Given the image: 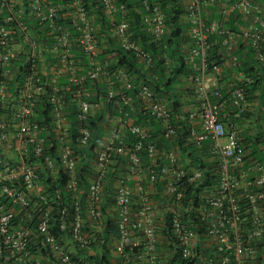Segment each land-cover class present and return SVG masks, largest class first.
<instances>
[{
  "label": "built area",
  "instance_id": "2783aa9c",
  "mask_svg": "<svg viewBox=\"0 0 264 264\" xmlns=\"http://www.w3.org/2000/svg\"><path fill=\"white\" fill-rule=\"evenodd\" d=\"M152 2L141 0L142 24L152 40L159 42L165 31L164 14ZM214 2L190 0V44L185 46V63L193 72L192 98L199 104L187 116L188 140L200 148L204 161L211 163V173L218 177L213 186L201 187V169L189 159L183 161L174 148L159 153L155 142H145L150 129L130 118H109L110 128L93 143L87 124L99 112L100 103L89 98L86 82L95 86L114 76L119 91L110 89L107 100L115 104L119 96L133 108L132 96L126 94L130 75L124 69L110 72L107 64L97 60L93 20L97 13L141 66L153 65L152 56L129 40L124 2L0 0V264H93L80 252L89 248L105 224V178L117 158L126 163L114 181L112 205L106 210L116 222V238L109 244L114 260L161 264V223L157 220L172 214L171 231L183 258H197V264H264V166L246 165V150L220 119L227 104L237 115L246 112L247 94L241 79L227 89V98L216 87L207 86V81L216 86L223 80L222 67L208 69V51L214 46L209 35L225 38L218 55L224 56L228 67L237 64L232 52L240 38L252 46L264 71V17L260 5L238 0L237 5L223 4L217 11L219 19L208 18L207 23L202 9ZM235 10L247 21L239 36L223 27ZM13 23L15 32L7 27ZM20 58L24 68H14ZM164 62L170 64L165 56ZM72 88L75 130L61 101ZM133 96L140 110L161 124L162 137L174 138L176 128L167 102L157 99L147 86H140ZM46 99L51 106L49 117L39 121ZM128 135L135 138L130 149L124 144ZM85 164H90L93 175L82 190L78 167ZM157 183L162 184L161 204L153 198ZM195 189L198 194L186 200L183 193ZM134 249L138 252L133 253Z\"/></svg>",
  "mask_w": 264,
  "mask_h": 264
},
{
  "label": "trees",
  "instance_id": "16d2710c",
  "mask_svg": "<svg viewBox=\"0 0 264 264\" xmlns=\"http://www.w3.org/2000/svg\"><path fill=\"white\" fill-rule=\"evenodd\" d=\"M222 2L220 5L213 7L211 9V14L213 18L218 17L217 10L224 5L233 6L237 5L238 0H217ZM124 2L127 5L128 17L130 21V32L132 38L142 50L148 52L153 59V66L148 70H144L140 65L135 61L133 55L130 52H126L122 42L114 37L113 33L106 29L105 22L101 21L99 18L96 21V26L98 27L95 32V39L97 41V47L104 54H110L111 61L108 62V69L111 72L112 70H118L123 68L130 75L131 87L132 89L126 94L132 96V109L125 105L120 97H117L115 104H110L104 101L101 111L95 115L93 119L87 124L89 130L92 133L93 143L101 138L103 134L102 123L104 122V114L108 111H112L113 107L115 108L114 114H117L123 119L130 118L134 121L135 124L151 128V134L145 140V142H154L156 147L160 148H170L177 147L180 150L181 158L183 161L190 160L191 165L201 169L203 171V178L200 180L199 184L202 186L209 184L210 186L217 183V175L211 173L212 166L211 163L204 161V156L197 150L188 140V122L187 114L182 112V102H181V91L184 90L183 80L190 81L193 75V72L188 71L186 62V51L182 48V45L187 42V29L188 24L184 19L185 8L182 0H156L160 5L161 11L164 13V24L165 31L159 42H154L152 36L149 33H146L143 30V25L141 23L142 13L139 15L138 10L139 0H118V3ZM253 4H260L262 8L261 16L264 15V0H251ZM219 19V17L217 18ZM224 30L229 31L234 36H239V29L244 25L242 18L239 16V13L235 10L227 22H224ZM222 39L219 35H209V40L214 42L208 51L207 62L208 69H211L214 65H221V58L218 55L219 51L222 50ZM237 41V48L233 51V55L237 58V64L235 68L226 70L227 79L230 77H237L240 74L243 76V87L247 93L248 101H252L261 97L263 102L264 97V71L260 65L255 61L253 52L250 50L248 45L244 44L240 38ZM224 50V49H223ZM164 56L170 60L169 65H165ZM224 56L222 55V58ZM14 68H24V60L19 59L14 62ZM20 78L18 74L14 78V82L11 84L10 89L13 88V84L17 83V80ZM246 79H249L247 82ZM63 82V81H61ZM115 82V84H114ZM146 85L157 98L166 99L170 108V118L171 123L175 124L178 127V135L175 140H165L160 137V130L157 126V121H155L149 114L140 110L139 101L136 99L134 93L140 87ZM88 91L94 90L91 86V83L87 82ZM113 89L119 91L118 81L112 77L111 80L99 82L96 86L98 97H104L107 94L108 90ZM183 89V90H182ZM223 97L227 98V89L226 87L222 90ZM226 92V93H225ZM260 94V96H258ZM66 101L71 99V94L68 93L65 95ZM259 99V100H261ZM97 101L98 99L95 98ZM44 105H47L45 108ZM39 110L38 120L48 119L49 110L51 106L48 104L47 99ZM113 106V107H112ZM262 106V104H261ZM43 109H45L44 112ZM121 110V113L117 112ZM75 111L76 106L74 102H69L66 108V115L68 121L72 123V130H75ZM242 116H247V113ZM152 127L154 131L152 132ZM135 138L132 135L124 140V144L130 149ZM256 143V142H255ZM240 144L247 151L246 165L259 163L264 166L263 160L260 157L259 146L257 144H252V142H247V140H241ZM91 157L92 154L88 153ZM142 161L144 164H147L148 160L141 151ZM251 158V159H250ZM250 159V160H249ZM118 164L114 167L115 172H109L107 175V183L105 187V195L102 204V211L105 214V224L103 229L96 233L94 239L92 240L91 245L88 249H85L80 252V255L84 257L89 263L93 264H115L111 262V257L109 258V244L113 243L116 238V222L114 217H110L107 213V208L112 205V194L114 191V181L116 179V173L125 159L117 158ZM166 164L165 162H161ZM79 171V180L82 190H85L87 187L89 179L93 174L90 170V164H85L82 169L78 167ZM162 189V184H156V190L154 193V200L161 204L160 202V192ZM186 200L191 196H196L198 190L195 189L193 193L191 191L183 193ZM67 196V195H64ZM163 202V201H162ZM164 202L165 199H164ZM197 205V203H196ZM70 211V210H69ZM194 214L191 213L190 217ZM172 214H164L159 220L161 223V228L158 233L161 238L158 252L160 254L161 264H197V258L194 259H185L179 254V247L177 246L176 236L173 235L171 231L170 217ZM193 217L194 222L198 224L199 232H203V225L200 224L199 220ZM138 250L133 251L137 253ZM116 264H121L119 261Z\"/></svg>",
  "mask_w": 264,
  "mask_h": 264
},
{
  "label": "clouds",
  "instance_id": "9594fccd",
  "mask_svg": "<svg viewBox=\"0 0 264 264\" xmlns=\"http://www.w3.org/2000/svg\"><path fill=\"white\" fill-rule=\"evenodd\" d=\"M154 1V3L155 4H157V5H159L157 2H156V0H153ZM182 2H183V5H184V8H185V15H184V19H185V21L187 22V24H188V28H189V21H188V7H189V4H190V0H182ZM199 2H203V0H199ZM139 7H140V10H138V14L140 15L141 13H142V16H141V18H143V16H144V11H143V9H142V7H141V5H140V3H141V0H139ZM153 2H152V4H154ZM222 2H218L217 0H215V2H214V4H211L210 6H208V7H206V9L205 10H203L202 9V18H203V20H206V22L208 23V18L210 19V21H212V20H218L217 18L218 17H216V18H213V15L211 14V9L213 8V7H215V5H216V7L218 6V5H220ZM126 5V4H125ZM258 5H260V4H258ZM261 6V5H260ZM86 7L89 9V11H91L92 12V9H93V7L92 6H89L87 3H86ZM159 7H160V5H159ZM126 8H127V5H126ZM128 10V9H127ZM160 10H161V7H160ZM218 11V10H217ZM163 13V12H162ZM98 15H96L97 17H95L93 20H94V26L96 27L95 29H97L98 27L96 26V21H97V19L99 18L101 21H103V22H105V26H106V29L107 30H109V28H108V22H106V21H104L103 19H101V17L99 16V13H97ZM164 14V13H163ZM93 15V14H92ZM217 15V14H216ZM240 16V15H239ZM128 17V16H127ZM241 17V16H240ZM262 17H264V15L262 16ZM242 18V17H241ZM165 19V18H164ZM242 20H243V22H244V25L243 26H247V21L246 20H244L243 18H242ZM128 23H129V29H128V35H129V40H132V41H134L133 40V38H132V35H131V32H130V21H129V17H128ZM141 23H142V19H141ZM143 25V24H142ZM164 26H165V24H164ZM243 26H241L240 28H242ZM8 27V30H12V31H14L15 32V23H13V24H10V25H8L7 26ZM223 27H224V25H223ZM35 28L36 29H38V26L37 25H35ZM143 30L146 32V33H148L145 29H144V26H143ZM110 31V30H109ZM239 32H240V29H239ZM230 33V32H229ZM39 35H40V33H39ZM39 35H38V33H37V36H38V38H39ZM151 35V34H150ZM213 35H216V34H213ZM220 37H222L221 35H219ZM115 37V36H114ZM118 39V38H117ZM119 40V39H118ZM239 40V39H238ZM237 40V41H238ZM241 40V39H240ZM222 41H223V39H222ZM242 41V40H241ZM135 43H136V41H134ZM243 42V41H242ZM244 44H246V45H248V47L250 48V50L253 52V55H254V59H255V61L258 63V60L255 58V53H254V49L252 48V46H250V44H247L246 42H243ZM137 44V43H136ZM187 44H190V39H189V36H188V29H187V42H185L183 45H182V48L186 51V54H187V48L185 47ZM140 46V45H139ZM222 46V45H221ZM236 48H237V43H236ZM261 49H262V51L264 52V43L261 45ZM221 51H223V48H222V50ZM234 51V50H233ZM126 52H130V51H127L126 50ZM131 53V52H130ZM132 54V53H131ZM222 54H223V52H222ZM232 54H233V52H232ZM133 55V54H132ZM111 56H110V54H104L101 50H99V53H98V55H97V60H98V62L101 64V65H104V64H107V68H108V62L109 61H111V58H110ZM134 57V56H133ZM220 58H221V65H219L220 67H222V82L219 84V85H216V86H213L212 88H209L210 90H212L213 88H217L220 92H221V94L223 95V92H222V90L226 87V89H228V88H230V86L231 85H233L234 83H238V80L239 79H241V81H240V85L241 86H243V83H244V80H243V76L240 74L239 76H237V77H230L229 79H227V76H226V70H229V69H233V68H230V67H228L226 64H225V58L223 57L222 58V56L220 55ZM135 59V58H134ZM135 61H137L136 59H135ZM137 63L140 65V63L137 61ZM186 64V63H185ZM259 64V63H258ZM153 66V65H152ZM152 66L151 67H149V68H144L143 66H141L140 65V67L141 68H143L144 70H148V69H150V68H152ZM261 67V66H260ZM235 68V67H234ZM120 69H123V68H120ZM188 69V68H187ZM125 70V69H124ZM112 71H114V70H112ZM208 73V72H207ZM110 78H108V79H106L105 81H108V80H111L112 79V77H114V76H109ZM115 78V77H114ZM116 79V78H115ZM104 81V80H103ZM103 81H99V82H103ZM99 82H97L96 84H95V86L93 85L92 86V84H91V86L90 87H93L94 88V90H92V91H89L90 92V94H91V97H89V98H92V100H94V101H96L95 100V98L96 99H98L97 101H99V103H100V110L99 111H101L102 110V108L104 107V105H103V103H104V101H106L107 103H110V104H112V102H110V101H108L107 100V98H106V95H104V97L102 96H100V97H98V94H97V90H96V86H97V84L99 83ZM184 86H183V88H184V90L183 91H181V97H186V95H185V93H188L189 95H191L192 96V93H193V91H192V85H193V82H192V79L190 80V81H188V80H185L184 82ZM114 84H115V82H114ZM85 85L87 86V82L85 83ZM213 85V84H212ZM143 86H146V85H143ZM88 87V86H87ZM148 87V86H147ZM149 88V87H148ZM13 89V88H12ZM132 89V87H131V80H130V90ZM150 89V88H149ZM113 90V89H112ZM130 90H128V91H130ZM151 91H152V89H150ZM109 91V90H108ZM113 91H116V90H113ZM117 92V91H116ZM68 93H70L71 94V99H69V100H67L66 101V99H65V95L66 94H68ZM72 93H73V88H72V90L71 91H69V92H67V93H65L64 94V96H63V98L61 99V101H62V103L66 106V108H67V105H68V103L69 102H73L72 100ZM124 93H125V90H124ZM153 93V92H152ZM226 93V92H225ZM247 94V93H246ZM263 94H264V92H263ZM155 97H156V95H154ZM117 97H119V96H117ZM116 97V98H117ZM115 98V99H116ZM157 98V97H156ZM114 99V100H115ZM157 99H159V100H162V101H166V102H168L166 99H160V98H157ZM261 99V98H260ZM213 103H216V102H218V101H216L215 102V99H213V98H211L210 99ZM247 101H248V99H247ZM181 102H182V98H181ZM194 103H195V107H198L199 106V104L196 102V101H194ZM168 104V103H167ZM263 104H264V97H263V102H262V106H263ZM182 105H183V102H182ZM262 106H261V112H262V116H263V122H264V113H263V110H262ZM113 107V106H112ZM229 108V110H233V114L235 115V117H237V118H239V117H241L243 114H245V113H247V111L246 112H243L242 114H239V115H237V110H235L234 108H232L229 104H227L221 111H220V119H221V121L225 124V121H223V115H224V111H225V109L226 108ZM248 107H249V101H248ZM168 108H169V105H168ZM170 109V108H169ZM195 108H193L192 110H194ZM66 110V109H65ZM114 110H115V108L113 107V109H112V111L110 112V111H108L107 113H105L104 114V122L102 123L103 125H102V129H103V132H105V130H108L109 128H110V124L112 123V118H115L116 116L117 117H119L117 114H114ZM248 110V109H247ZM119 111H121V110H118L117 109V112L119 113ZM182 112H184V113H186L187 114V116H188V113L191 111V109H188L187 108V105H183V107H182V110H181ZM96 114H98V113H96ZM95 114V115H96ZM148 114V113H147ZM66 117H67V115H66ZM95 117V116H94ZM109 118H111L110 120H109ZM152 118V117H151ZM154 119V118H153ZM155 120V119H154ZM156 121V120H155ZM173 124V123H172ZM136 125H138V124H136ZM174 125V127L176 128V130H175V135H174V138H172V139H165L164 137H162V128H161V124L157 121V126H159V132H160V137H162L163 139H165V140H175L176 138H177V135H178V127L175 125V124H173ZM141 126V125H140ZM225 126H226V124H225ZM227 127V126H226ZM145 128H149V127H145ZM150 129V131H149V135L151 134V128H149ZM228 129V131H230V132H235L236 133V135H237V137H238V134H237V132L235 131V130H231V129H229V128H227ZM154 131V128L152 127V132ZM104 135V133L101 135V136H103ZM238 139H239V141H240V138L238 137ZM154 142H156V141H154ZM94 145V144H93ZM193 145V144H192ZM197 150H199L200 151V148H198V147H196L195 145H193ZM157 148V147H156ZM176 149V151H177V153L181 156V154H180V150L177 148V147H170V148H160V150L157 148V151L159 152V153H163V152H165L166 150H170V149ZM205 148H203V150H204ZM247 152V151H246ZM200 153L202 154V152L200 151ZM182 159V158H181ZM126 162L124 161V163L122 164V166H120L119 167V169H118V172L116 173V177H117V175L118 174H121V169H123V166H124V164H125ZM118 164V163H117ZM117 164H113V166L111 167V170L109 171V172H115V166L117 165ZM109 172H108V174H109ZM107 174V175H108ZM105 183H107V176H106V178H105ZM106 185V184H105ZM111 248L109 247V258L111 257V262L112 263H117L118 261L121 263V261H120V259L118 258V259H113L112 258V254H111ZM122 264V263H121Z\"/></svg>",
  "mask_w": 264,
  "mask_h": 264
},
{
  "label": "crops",
  "instance_id": "0c3cea01",
  "mask_svg": "<svg viewBox=\"0 0 264 264\" xmlns=\"http://www.w3.org/2000/svg\"><path fill=\"white\" fill-rule=\"evenodd\" d=\"M185 80H183L184 82ZM207 86L212 88L213 85L210 81H207ZM186 97H182L183 105H187L188 109L195 108V103L193 101V96L185 93ZM260 96V94L258 95ZM249 101V107L247 110V116H241L239 118L235 117L233 110H229L227 107L224 111L223 121L227 128L235 130L238 137L241 140H247V142H252V144H257L259 146L260 157L264 163V122L261 112L262 99ZM256 142V143H255ZM251 159V158H250ZM249 159V160H250Z\"/></svg>",
  "mask_w": 264,
  "mask_h": 264
}]
</instances>
